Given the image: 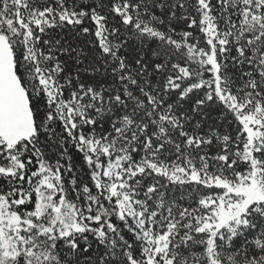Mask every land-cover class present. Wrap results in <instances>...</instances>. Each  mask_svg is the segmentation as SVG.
I'll return each mask as SVG.
<instances>
[{
  "label": "snow or ice",
  "instance_id": "1",
  "mask_svg": "<svg viewBox=\"0 0 264 264\" xmlns=\"http://www.w3.org/2000/svg\"><path fill=\"white\" fill-rule=\"evenodd\" d=\"M0 264H264V0H0Z\"/></svg>",
  "mask_w": 264,
  "mask_h": 264
}]
</instances>
